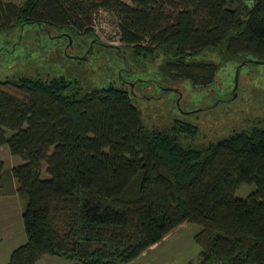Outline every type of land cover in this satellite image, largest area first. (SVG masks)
I'll use <instances>...</instances> for the list:
<instances>
[{"label":"trees","instance_id":"16d2710c","mask_svg":"<svg viewBox=\"0 0 264 264\" xmlns=\"http://www.w3.org/2000/svg\"><path fill=\"white\" fill-rule=\"evenodd\" d=\"M101 11L116 18L125 53L107 46L129 65L155 60L167 81L210 84L219 66L208 52L264 63V0H0V32L63 28L91 48ZM198 134L179 119L147 125L125 87L82 93L62 76L0 80V145L22 159L6 179L0 161V195L25 202L26 242L7 264L44 255L127 263L182 223L200 227L198 260L186 264H264V120L183 145ZM243 183L256 189L240 198Z\"/></svg>","mask_w":264,"mask_h":264},{"label":"rangeland","instance_id":"374dc122","mask_svg":"<svg viewBox=\"0 0 264 264\" xmlns=\"http://www.w3.org/2000/svg\"><path fill=\"white\" fill-rule=\"evenodd\" d=\"M115 25L116 18L111 13H98L94 20L96 40L91 48V41L85 37L70 38L68 45L69 36L63 28L28 23L2 31L0 80L62 76L75 82L82 93L110 84L125 87L147 125L164 127L175 119L195 124L199 128L197 138L182 140L183 145L191 147H200L235 128L264 120V63L249 55L222 61L208 52L209 59L219 66L210 84L193 86L186 78L167 81L151 65L155 60L147 59L146 64L134 66L129 65V59L119 56L125 49ZM107 45L121 49L118 53L117 48ZM0 161L5 179L12 167L22 163L7 145H0ZM42 175L46 176L44 163ZM255 189L254 183H243L235 196L245 198ZM19 199L24 208V200ZM38 264H75V261L45 255Z\"/></svg>","mask_w":264,"mask_h":264},{"label":"crops","instance_id":"0c3cea01","mask_svg":"<svg viewBox=\"0 0 264 264\" xmlns=\"http://www.w3.org/2000/svg\"><path fill=\"white\" fill-rule=\"evenodd\" d=\"M8 180L11 187L16 188V181L12 178ZM23 210L17 193L0 195V264H7L12 250L26 242ZM199 230L200 227L196 224L182 223L135 259L121 264H186L189 261L196 263L199 249L195 246L193 237Z\"/></svg>","mask_w":264,"mask_h":264},{"label":"water","instance_id":"95a60500","mask_svg":"<svg viewBox=\"0 0 264 264\" xmlns=\"http://www.w3.org/2000/svg\"><path fill=\"white\" fill-rule=\"evenodd\" d=\"M69 43H71L70 37H69Z\"/></svg>","mask_w":264,"mask_h":264}]
</instances>
